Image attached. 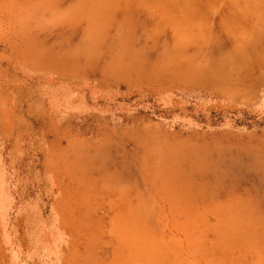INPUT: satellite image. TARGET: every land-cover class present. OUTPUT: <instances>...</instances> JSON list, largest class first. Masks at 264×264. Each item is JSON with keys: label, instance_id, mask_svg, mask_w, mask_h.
<instances>
[{"label": "rangeland", "instance_id": "374dc122", "mask_svg": "<svg viewBox=\"0 0 264 264\" xmlns=\"http://www.w3.org/2000/svg\"><path fill=\"white\" fill-rule=\"evenodd\" d=\"M0 264H264V0H0Z\"/></svg>", "mask_w": 264, "mask_h": 264}]
</instances>
